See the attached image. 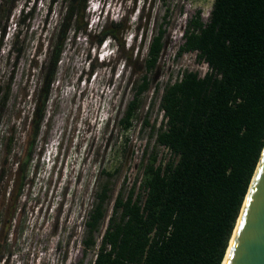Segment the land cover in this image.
<instances>
[{
  "label": "rangeland",
  "instance_id": "obj_1",
  "mask_svg": "<svg viewBox=\"0 0 264 264\" xmlns=\"http://www.w3.org/2000/svg\"><path fill=\"white\" fill-rule=\"evenodd\" d=\"M211 1L86 0L85 28L67 32L32 138L34 104L62 4L0 0V18L8 13L0 20V84L10 85L0 119V264H91L93 249L84 248L82 238L94 194L107 178L109 213L118 188L134 181L148 152L156 160L167 157L153 140L162 123L158 96L181 69H205L194 51L176 50L186 18L199 9L205 20ZM116 22L115 37L104 38L112 52L104 54L96 38ZM159 26L162 46L146 70L147 44ZM142 73L149 84L124 129L119 118Z\"/></svg>",
  "mask_w": 264,
  "mask_h": 264
},
{
  "label": "trees",
  "instance_id": "obj_2",
  "mask_svg": "<svg viewBox=\"0 0 264 264\" xmlns=\"http://www.w3.org/2000/svg\"><path fill=\"white\" fill-rule=\"evenodd\" d=\"M85 2L61 0L57 35L34 104L32 138L67 32L85 28ZM117 28V22L104 25L96 41L114 38ZM163 31L159 26L150 36L146 70L156 63ZM181 37L176 53L194 51L206 68L202 73L183 68L161 86L162 123L153 129V140L166 148L167 157L156 160L155 152H148L134 181L118 188L109 213L107 178L99 185L82 238L84 248L93 249L91 264L221 263L264 143V0H212L205 20L199 9L186 18ZM148 84L142 73L119 118L122 128L131 125ZM9 90V81L0 84V119Z\"/></svg>",
  "mask_w": 264,
  "mask_h": 264
},
{
  "label": "water",
  "instance_id": "obj_3",
  "mask_svg": "<svg viewBox=\"0 0 264 264\" xmlns=\"http://www.w3.org/2000/svg\"><path fill=\"white\" fill-rule=\"evenodd\" d=\"M224 255L223 264H264V143Z\"/></svg>",
  "mask_w": 264,
  "mask_h": 264
},
{
  "label": "clouds",
  "instance_id": "obj_4",
  "mask_svg": "<svg viewBox=\"0 0 264 264\" xmlns=\"http://www.w3.org/2000/svg\"><path fill=\"white\" fill-rule=\"evenodd\" d=\"M109 41H110V38H106V39H103L101 42H99L100 46H101L100 52H102L104 54H108V53L112 52V47H109V45L107 46ZM103 43H105L104 46H103ZM103 50H106V52H103Z\"/></svg>",
  "mask_w": 264,
  "mask_h": 264
},
{
  "label": "bare ground",
  "instance_id": "obj_5",
  "mask_svg": "<svg viewBox=\"0 0 264 264\" xmlns=\"http://www.w3.org/2000/svg\"><path fill=\"white\" fill-rule=\"evenodd\" d=\"M224 258H225V255H224L223 259H222V262H221V264H223Z\"/></svg>",
  "mask_w": 264,
  "mask_h": 264
}]
</instances>
